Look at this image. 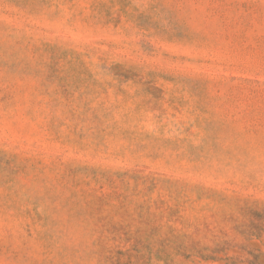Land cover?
<instances>
[{
  "label": "rangeland",
  "instance_id": "374dc122",
  "mask_svg": "<svg viewBox=\"0 0 264 264\" xmlns=\"http://www.w3.org/2000/svg\"><path fill=\"white\" fill-rule=\"evenodd\" d=\"M0 264H264V0H0Z\"/></svg>",
  "mask_w": 264,
  "mask_h": 264
}]
</instances>
